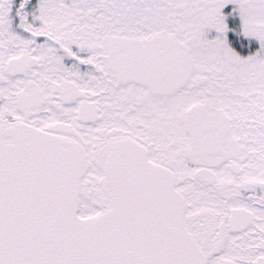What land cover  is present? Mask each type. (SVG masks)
I'll return each instance as SVG.
<instances>
[{
  "label": "snow or ice",
  "instance_id": "1",
  "mask_svg": "<svg viewBox=\"0 0 264 264\" xmlns=\"http://www.w3.org/2000/svg\"><path fill=\"white\" fill-rule=\"evenodd\" d=\"M0 264H264V0H0Z\"/></svg>",
  "mask_w": 264,
  "mask_h": 264
}]
</instances>
